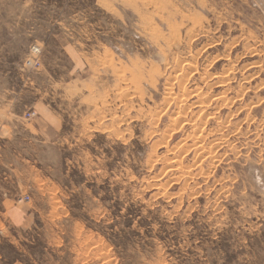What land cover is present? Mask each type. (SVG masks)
Listing matches in <instances>:
<instances>
[{"label":"rangeland","instance_id":"374dc122","mask_svg":"<svg viewBox=\"0 0 264 264\" xmlns=\"http://www.w3.org/2000/svg\"><path fill=\"white\" fill-rule=\"evenodd\" d=\"M0 264H264V0H0Z\"/></svg>","mask_w":264,"mask_h":264},{"label":"bare ground","instance_id":"6f19581e","mask_svg":"<svg viewBox=\"0 0 264 264\" xmlns=\"http://www.w3.org/2000/svg\"><path fill=\"white\" fill-rule=\"evenodd\" d=\"M224 78V77H223ZM222 79V78H221ZM212 86V85H211ZM198 133V132H197ZM204 136V135H203ZM202 137V136H201ZM200 138V137H199ZM195 139V138H194ZM198 139V138H197ZM196 140V139H195ZM203 142V141H202ZM199 143V142H198ZM200 143H201V140H200ZM176 148V147H175ZM179 164V163H178Z\"/></svg>","mask_w":264,"mask_h":264}]
</instances>
